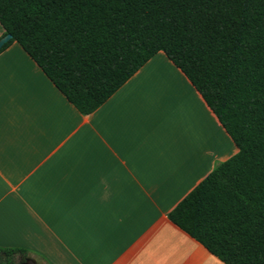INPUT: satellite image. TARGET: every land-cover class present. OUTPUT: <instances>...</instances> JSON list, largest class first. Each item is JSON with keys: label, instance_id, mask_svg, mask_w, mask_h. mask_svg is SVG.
Here are the masks:
<instances>
[{"label": "crops", "instance_id": "obj_1", "mask_svg": "<svg viewBox=\"0 0 264 264\" xmlns=\"http://www.w3.org/2000/svg\"><path fill=\"white\" fill-rule=\"evenodd\" d=\"M238 151L164 52L89 115L0 53V246L28 264H225L169 214Z\"/></svg>", "mask_w": 264, "mask_h": 264}, {"label": "trees", "instance_id": "obj_2", "mask_svg": "<svg viewBox=\"0 0 264 264\" xmlns=\"http://www.w3.org/2000/svg\"><path fill=\"white\" fill-rule=\"evenodd\" d=\"M0 25V53L17 42L83 115L164 52L239 150L169 218L225 264H264V0H0Z\"/></svg>", "mask_w": 264, "mask_h": 264}, {"label": "water", "instance_id": "obj_3", "mask_svg": "<svg viewBox=\"0 0 264 264\" xmlns=\"http://www.w3.org/2000/svg\"><path fill=\"white\" fill-rule=\"evenodd\" d=\"M12 39V35L11 34H6V35H3L1 38H0V50L2 49V47Z\"/></svg>", "mask_w": 264, "mask_h": 264}, {"label": "rangeland", "instance_id": "obj_4", "mask_svg": "<svg viewBox=\"0 0 264 264\" xmlns=\"http://www.w3.org/2000/svg\"><path fill=\"white\" fill-rule=\"evenodd\" d=\"M31 264H44L41 260L34 259V261Z\"/></svg>", "mask_w": 264, "mask_h": 264}]
</instances>
